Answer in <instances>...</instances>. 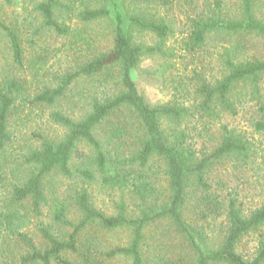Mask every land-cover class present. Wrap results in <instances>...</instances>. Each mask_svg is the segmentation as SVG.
Returning <instances> with one entry per match:
<instances>
[{
    "label": "trees",
    "instance_id": "obj_1",
    "mask_svg": "<svg viewBox=\"0 0 264 264\" xmlns=\"http://www.w3.org/2000/svg\"><path fill=\"white\" fill-rule=\"evenodd\" d=\"M96 1H101L102 6H95ZM72 2L76 1L65 6L68 11L72 9ZM262 2L239 0V14L233 17L224 12L222 0H214L207 11L191 20L187 49L192 52L201 50L208 39L217 34L238 35L240 39L249 35L264 38ZM138 3L140 0H82L83 9L77 15L81 22L92 24L112 20L113 48L64 76L60 87L36 95L34 103L54 105L75 81L107 73H117L116 89L103 99L95 98L91 111L81 119H73L62 112L53 113V122L67 130L65 137L57 141L38 135L40 146L30 147L22 156L23 163L17 165V168H25L23 174L14 167L10 182L7 177L0 180L7 189L0 197V260L7 257V247L15 241L20 252L10 264H103L102 260L95 258L90 243L84 245L79 238L88 227L98 225L108 231H130L131 242L110 250L106 256L127 257L131 264H264V241L254 260H246L237 251L245 236L264 227V204L247 213L236 193L226 194L225 184L213 183L210 178L220 165L232 161L248 162L253 150L251 143L242 133L222 125L219 144L211 149L198 150V134H193L198 127H182L193 119L204 122L208 135L211 130L208 121L219 119L221 113L238 116L247 103L255 102L260 119H253V124L256 131L264 132V95L261 90L264 59L244 57L241 53L243 46L238 41L225 49L222 56L223 76L216 82L196 85L195 94L199 101L192 107L178 102L151 105L140 93L133 73L144 56L162 52V46L136 44L133 33L147 31L163 43L173 34V29L165 19H155L147 7H138ZM146 3L148 0L144 1ZM132 4L136 9H129ZM62 7L60 0H44L37 11L42 16L43 27L68 36L71 27L56 16ZM0 26L8 33L16 62L21 63L23 49L19 36L2 23ZM21 89L14 80L0 83L1 155L13 140L10 118L18 108L17 102H24ZM163 121L174 122L177 128L167 130ZM82 143L93 149V163L104 185L132 188L141 204L139 215L130 216L123 207L118 215L107 216L90 203L85 191L77 195L81 220L75 224L69 219L67 205L56 198L54 223L73 228V232L62 237L53 232L52 225H40L38 230L45 242L43 247H38L25 229L48 202L45 178L55 172L71 176L72 159L86 158L80 150ZM153 161L163 162L167 167L166 192L158 189L149 174ZM5 166L7 163H2L0 169ZM82 174L86 179H96L90 170H84ZM191 211L192 217L189 218L187 214ZM219 220L221 241L211 243V224ZM165 221L180 237L187 252L172 257L155 249L150 252L153 248L147 241V231Z\"/></svg>",
    "mask_w": 264,
    "mask_h": 264
},
{
    "label": "rangeland",
    "instance_id": "obj_2",
    "mask_svg": "<svg viewBox=\"0 0 264 264\" xmlns=\"http://www.w3.org/2000/svg\"><path fill=\"white\" fill-rule=\"evenodd\" d=\"M44 0H0V23L17 33L20 38L23 55L22 62L17 63L8 33L0 26V83L6 84L16 81L21 86L24 102H17L18 108L10 118V132L12 142L7 144L4 155L0 154V180L7 177L11 181V171L18 164L23 163V155L30 147H39L41 140L38 135H44L62 140L67 130L54 123L52 115L55 112L81 119L91 111L95 98L103 99L115 91L118 81L117 73L113 72L92 78H80L69 86L65 95L54 105L34 103L36 95L47 89L61 86L64 76L76 72L79 67L96 55L109 52L113 48V23L111 19L101 20L92 24L80 21L78 13L83 9L82 0H74L72 9L65 6L72 0H60L64 7L56 12L60 22H64L72 29L71 34L62 36L54 30L43 27V19L37 11L38 5ZM140 0L138 7H147L148 12L163 18L171 24L173 34L165 42L150 32H134L133 41L147 47L162 46V52L144 56L141 65L133 73L140 93L151 105L180 103L192 107L198 100L195 87L201 83H213L223 76L225 71L223 54L225 49L241 42V53L246 58L264 59V38L255 35L243 37L238 35L217 34L211 36L204 48L189 51L186 41L191 31V20L202 12L207 11L208 5L214 0ZM224 12L231 16L239 14V0H222ZM137 5V3H136ZM95 6L102 3L96 1ZM129 9H136L132 4ZM261 14L264 15V0L261 3ZM136 11V10H135ZM150 15V16H151ZM261 90L264 95V77L261 79ZM21 101V102H20ZM253 119H260L255 102L245 105L238 116L221 113L217 120L208 121L211 127L207 135L204 122L197 120L185 122L186 125L197 130L196 148L198 150L217 146L222 138V125L242 133L252 145V155L248 162H228L216 167L210 175L213 183L225 184V193H236L243 203L247 213H251L264 204V132L256 131ZM165 129L177 128L174 122L163 121ZM206 135V136H199ZM212 137V138H211ZM201 138V139H200ZM205 142V143H204ZM80 150L86 154L85 159L73 158L71 161L72 175L65 176L55 172L45 178L44 184L48 202L41 208V214L32 218V222L25 229L38 247L44 246V239L38 230L40 225L50 226L53 232L67 237L73 228L63 227L54 223L53 211L56 198L64 202L69 210V219L77 224L81 220V211L77 204V195L87 192L90 203L107 216H116L124 207L130 216L139 215L140 201L132 192V188H111L102 182L100 173L93 163L94 151L85 143ZM7 158V161L5 159ZM149 174L158 189L163 193L168 188L167 167L165 163L153 161ZM21 174L24 167L17 168ZM92 171L96 179L89 180L82 171ZM7 192L5 183L0 181V197ZM2 200V199H0ZM26 209H29L27 207ZM29 211V210H28ZM192 211L187 214L192 217ZM222 220V219H221ZM221 220L211 224L209 230L211 243L221 241ZM147 241L157 252L167 253L169 256L187 252L180 237L169 223L160 222L147 231ZM80 242L90 243L95 258L103 264H131L127 257L109 258L106 254L117 247L127 246L131 242L129 230L120 229L108 231L98 225L88 227L80 233ZM264 241V227L258 232L245 236L238 245L237 251L246 260H254ZM87 242V244H86ZM7 247V257L0 260V264H10L12 258L17 257L20 249L15 246ZM13 252H9L10 250Z\"/></svg>",
    "mask_w": 264,
    "mask_h": 264
}]
</instances>
